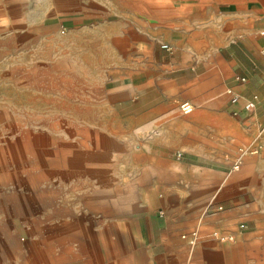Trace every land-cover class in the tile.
<instances>
[{
  "label": "rangeland",
  "instance_id": "obj_1",
  "mask_svg": "<svg viewBox=\"0 0 264 264\" xmlns=\"http://www.w3.org/2000/svg\"><path fill=\"white\" fill-rule=\"evenodd\" d=\"M149 23L150 41L126 45L93 27H54L32 43L0 29V264H61L95 228L125 222L120 213L160 221L176 179L188 195L198 169L160 167V61L175 47ZM261 206L244 219L254 264H264Z\"/></svg>",
  "mask_w": 264,
  "mask_h": 264
},
{
  "label": "crops",
  "instance_id": "obj_2",
  "mask_svg": "<svg viewBox=\"0 0 264 264\" xmlns=\"http://www.w3.org/2000/svg\"><path fill=\"white\" fill-rule=\"evenodd\" d=\"M145 17L157 22L160 44L175 47L160 61V167L167 161L199 172L186 197L174 185L184 178L170 185L172 196L160 197L168 210L160 221L120 213L116 219L125 222L95 228L94 237L78 240L77 258L61 264H254L258 242L244 219L248 206L264 202L261 0H0V29L31 43L51 39L54 27L99 28L116 43H143L153 38ZM229 91L240 96L236 103ZM254 96L256 108L245 110ZM185 102L191 115L177 107ZM176 151L183 160L169 159ZM201 204L212 214L199 211ZM259 211L264 219V207Z\"/></svg>",
  "mask_w": 264,
  "mask_h": 264
},
{
  "label": "built area",
  "instance_id": "obj_3",
  "mask_svg": "<svg viewBox=\"0 0 264 264\" xmlns=\"http://www.w3.org/2000/svg\"><path fill=\"white\" fill-rule=\"evenodd\" d=\"M260 34H261L262 36H264V29L260 32ZM162 48L165 49V50H167V51L172 50V46L169 45V44H163V45H162ZM240 81L244 83V82H246V79H244V78H240ZM228 94L231 96V102H232V103H236V102L240 99V96L237 95V94H235V93H233L232 91H229ZM258 102H259V97H258V96H254L252 99H250V100L247 101V103H246V105H245V110H247V111H252V110H254V109L256 108ZM180 109H181V111H182L184 114L188 115V114H191V113L193 112V109H194V108H193V106H192L190 103L185 102V103H182V104L180 105ZM176 157H177L178 159H181V158L183 157V152H178V153L176 154ZM241 164H242V162L239 161V162L236 164V169H239ZM218 210H219V211L223 210V207H219ZM240 228H241V229H245L246 226H245V225H242ZM228 239H229V241H233V240H234V237H232V236H228Z\"/></svg>",
  "mask_w": 264,
  "mask_h": 264
}]
</instances>
